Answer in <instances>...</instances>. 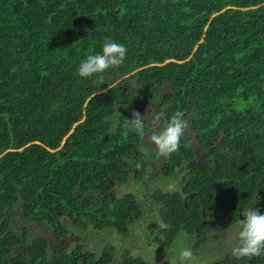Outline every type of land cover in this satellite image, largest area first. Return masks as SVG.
<instances>
[{"label":"trees","instance_id":"trees-1","mask_svg":"<svg viewBox=\"0 0 264 264\" xmlns=\"http://www.w3.org/2000/svg\"><path fill=\"white\" fill-rule=\"evenodd\" d=\"M107 38L127 47L123 64L80 77ZM177 110L189 127L170 164L193 155L192 140L216 147V166L185 180L199 199L217 190L227 226L238 207L264 214V0H0V264H74L18 228L20 210L57 232L64 213L128 235L134 200L99 195L128 183L125 162L153 114L163 127ZM133 111L146 115L144 139L124 127ZM180 199L177 227L188 220Z\"/></svg>","mask_w":264,"mask_h":264},{"label":"flooded vegetation","instance_id":"flooded-vegetation-1","mask_svg":"<svg viewBox=\"0 0 264 264\" xmlns=\"http://www.w3.org/2000/svg\"><path fill=\"white\" fill-rule=\"evenodd\" d=\"M162 125L160 122L159 127L152 125V130H148L150 133L159 131ZM190 143L194 148L193 155L184 157L183 165L179 166V158L170 164L169 156H161L155 145L148 138L144 139L139 150L135 149L125 162L126 170L129 171L128 183L123 184L115 178V181L110 180L111 189L108 193H99L102 203H115L119 198L116 190L127 186V196L134 200L140 215L133 223L127 222L128 235H123L116 228L98 229L90 222H86L85 228L78 226L64 213H60L62 228L58 232L51 229L50 223L40 224L38 221H34L37 223L36 229L24 230L37 239L45 240L51 255L56 252L74 255V264H90L89 254L93 255L94 264H179L176 239L182 233L185 234L182 237L184 246L193 250L196 264L202 261L203 264H230V261L241 259L231 254L236 243L225 241L236 223L227 226L226 221H230L231 217L219 206L221 195L217 190L202 189L199 199L197 190H193L189 181H185L187 178L192 180L195 171L203 170L210 164L216 166V147L204 150L198 141L192 140ZM170 170L174 173L168 176ZM132 190H137V193ZM212 195L215 197L209 201ZM177 196L181 197L182 206L188 215L187 222L179 227L171 210ZM198 202L206 204L200 205ZM250 205L253 203L237 208L238 219H244L241 213ZM120 210L127 213L124 209ZM136 222L142 223L138 231L133 229ZM208 259L212 262H206Z\"/></svg>","mask_w":264,"mask_h":264},{"label":"clouds","instance_id":"clouds-1","mask_svg":"<svg viewBox=\"0 0 264 264\" xmlns=\"http://www.w3.org/2000/svg\"><path fill=\"white\" fill-rule=\"evenodd\" d=\"M127 55V47L107 38L102 42V51L88 55L81 61L77 68L80 77L88 78L95 74H102L112 67L123 64ZM103 79V77H101ZM185 113L177 110L168 122L158 132H153L148 139L155 145L158 153L168 157L178 152L181 147L182 138L189 127L188 121L184 119ZM145 117L139 111H133L132 118L124 119V127L131 133L137 134L141 139L146 137ZM163 113L153 114L151 124L159 127ZM187 146V144L185 145ZM244 219H238L235 227L236 244L231 249V254L237 258L258 257L264 255V214L260 209L250 205L242 213ZM181 234L176 239L179 264H196V257L190 247L184 246ZM176 264V262H173Z\"/></svg>","mask_w":264,"mask_h":264},{"label":"rangeland","instance_id":"rangeland-1","mask_svg":"<svg viewBox=\"0 0 264 264\" xmlns=\"http://www.w3.org/2000/svg\"><path fill=\"white\" fill-rule=\"evenodd\" d=\"M127 189V186H123V187H119L117 190H116V195L117 197H122V196H125L127 195L129 192H126L125 190ZM131 192V190H130ZM132 192L134 193H137V190H132ZM22 212V210H20ZM20 211H18V215L15 217V219L17 220V225H18V228L24 230L26 228H29V229H36L37 227H35L37 225V223L34 222V220H26L24 219V217H22L20 215ZM66 220V219H63V221ZM142 226V223L141 222H136L135 225L133 226V229L135 231H138ZM235 229L233 230V232L230 233V236H226V239L225 238V241L228 243L230 241H232V243H236V239H235ZM232 237V239H231ZM235 239V240H234ZM231 244V243H229ZM210 253V252H209ZM206 262L208 263H211L212 261L210 259L206 260ZM200 264V263H199ZM201 264H203V261L201 262Z\"/></svg>","mask_w":264,"mask_h":264}]
</instances>
